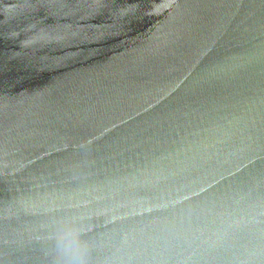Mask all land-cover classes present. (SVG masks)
Here are the masks:
<instances>
[{
	"label": "water",
	"instance_id": "1",
	"mask_svg": "<svg viewBox=\"0 0 264 264\" xmlns=\"http://www.w3.org/2000/svg\"><path fill=\"white\" fill-rule=\"evenodd\" d=\"M264 264V0H0V264Z\"/></svg>",
	"mask_w": 264,
	"mask_h": 264
},
{
	"label": "clouds",
	"instance_id": "2",
	"mask_svg": "<svg viewBox=\"0 0 264 264\" xmlns=\"http://www.w3.org/2000/svg\"><path fill=\"white\" fill-rule=\"evenodd\" d=\"M53 240L60 264H87L88 243L77 219L67 218L58 221Z\"/></svg>",
	"mask_w": 264,
	"mask_h": 264
}]
</instances>
